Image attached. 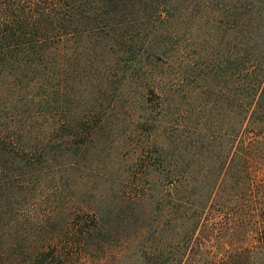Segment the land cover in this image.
<instances>
[{
    "label": "trees",
    "instance_id": "1",
    "mask_svg": "<svg viewBox=\"0 0 264 264\" xmlns=\"http://www.w3.org/2000/svg\"><path fill=\"white\" fill-rule=\"evenodd\" d=\"M263 169L264 0H0V264H264Z\"/></svg>",
    "mask_w": 264,
    "mask_h": 264
},
{
    "label": "rangeland",
    "instance_id": "2",
    "mask_svg": "<svg viewBox=\"0 0 264 264\" xmlns=\"http://www.w3.org/2000/svg\"><path fill=\"white\" fill-rule=\"evenodd\" d=\"M258 174H259L258 175L259 178L264 179V169L261 170L260 173ZM43 206L44 204L39 207L41 213L43 210ZM71 209H76V208H71ZM82 215L83 214H81V216ZM135 235L136 233H134L133 230L129 232V234L126 233L122 235H116L115 232L113 234L111 243L106 246L105 254L102 256V258L98 259V262L99 263L107 262L108 264H144L143 257L142 256L140 257V253H139L140 250L138 247L139 244H137L136 242ZM129 245L130 248L128 247ZM211 247L212 245H210V248ZM213 251L214 250L210 251V254ZM121 257H124L125 259L120 260Z\"/></svg>",
    "mask_w": 264,
    "mask_h": 264
}]
</instances>
